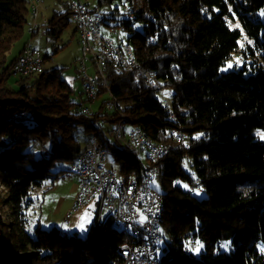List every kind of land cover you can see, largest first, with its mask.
Returning <instances> with one entry per match:
<instances>
[{"label": "trees", "instance_id": "trees-1", "mask_svg": "<svg viewBox=\"0 0 264 264\" xmlns=\"http://www.w3.org/2000/svg\"><path fill=\"white\" fill-rule=\"evenodd\" d=\"M113 1L82 2L98 9L103 22L114 20L108 24L128 31L126 41L139 67L107 62L105 83L129 124L168 147L156 162L164 201L160 230L167 234L160 264H264V250L258 248L264 244V138L256 132H264V0H119L125 18H116ZM28 2L0 0V264H114L121 259L118 246L133 239L108 218L98 223L96 215L81 238L56 226L36 225L30 231L23 217L32 202L30 188L55 174L50 167L56 160H70L81 151L79 129L110 151L120 175L139 179L149 164L110 140L112 126L99 125L102 117L111 125L116 113L102 106L84 113L80 102L70 100L73 90L58 68L9 84L25 46L11 55ZM64 6L47 32L67 25L70 12ZM233 19L254 47L241 51L242 65L221 71L242 37L241 29L230 25ZM143 70L155 72V84L146 83ZM98 88L104 92L101 84ZM167 91L169 105L162 99ZM176 129L185 132V143L174 139ZM36 137L48 144L49 158L35 156ZM185 163L193 172L185 170ZM198 187L205 196L194 194ZM3 207L8 218L1 215ZM197 240L203 243L199 256L188 250Z\"/></svg>", "mask_w": 264, "mask_h": 264}, {"label": "rangeland", "instance_id": "rangeland-1", "mask_svg": "<svg viewBox=\"0 0 264 264\" xmlns=\"http://www.w3.org/2000/svg\"><path fill=\"white\" fill-rule=\"evenodd\" d=\"M27 8L28 13L26 15V22L23 25V32L17 38L13 46L11 47V55H15L19 50L22 49L24 44H30L34 49L38 50L43 57L41 62V71H49L54 68H58L63 76V78L68 82L72 88V93L70 100L74 102H80L85 99V93L82 91L81 82L79 75L81 74L82 67L92 75L96 76L97 73H100L98 65L95 60H93L90 53H85L83 46L80 45V34L77 29L76 23L72 19L71 10L72 2L71 0H40L35 8L36 12L32 10L33 0H28ZM78 2L79 0H74ZM86 0H80L79 2L83 3ZM89 2L91 0H88ZM68 5L70 12V19L68 18L67 25H58L56 28V33L47 32L46 30L51 28V24L48 22L52 19L55 12H61L64 10L65 6ZM93 4L90 2V5ZM36 5V4H34ZM86 5V4H84ZM87 6V5H86ZM94 6V4H93ZM88 7V6H87ZM111 8L117 7L119 13L116 18L126 16L124 10V2L115 0L111 3ZM90 8V7H88ZM102 10L106 9V6L101 7ZM38 11V12H37ZM101 14L100 24L101 30L104 34L108 35L107 37L112 38L116 41V38L113 35L107 33L109 27H114L116 35L126 42L128 31L122 29L118 25L108 24L114 22V20L106 19L103 22V14ZM36 26L35 31H30V26ZM231 26H236L241 29L242 37L239 41V46L236 52H233V56L226 60L225 64L221 66V71H226L235 68L236 66L242 65V58L240 57L242 50H247L249 45L253 46L251 39H249L241 28L237 20L230 21ZM134 27L140 29V24L135 23ZM260 52L255 51V56H258ZM252 58V57H249ZM247 58V60H249ZM254 58V56H253ZM245 60V58H243ZM114 66V65H113ZM101 72H105V66L101 67ZM40 72H36L32 75L28 81L33 80L34 77H37ZM20 77L19 75H12L9 77V84L15 86L14 81ZM100 84L103 87L102 80L100 79ZM166 97H170V91H167ZM107 98L106 92H101L99 96L94 100V102L86 104L90 106L93 111H96L102 102ZM106 129L108 125L104 124ZM79 132V141L83 146L84 142L89 138L90 135L84 134L81 129ZM258 137L263 139L264 132L263 130L257 129ZM110 140L114 141V137L109 136ZM45 146H48L47 143H44ZM32 151L35 156H38L39 145L33 143ZM140 158L143 162H146V154L143 152L140 154ZM69 161L65 159L56 160L55 163L50 167V170L55 174H51L49 177L45 178L41 185L32 186L29 190V198L32 200L23 217L28 219V228L31 229L39 225L42 228H50L51 226H56L59 230L65 234H72L77 232L81 238H85L88 229L91 224L95 222L97 215V205L95 200H92L88 205L71 212V206L73 199L78 190V182L74 174L68 171ZM108 168L115 169L119 172L118 164L108 157ZM184 168L188 172H193L188 163L184 164ZM61 170H64L60 173ZM152 186L160 191L161 186L158 181L157 176L153 177ZM0 191L3 194L4 188L0 186ZM194 194L198 197L205 196V190L203 187H198L193 190ZM106 213L105 210L102 211V216ZM3 218L9 217V212L6 207H3L1 211ZM163 239L160 243V247L164 245L165 240L167 239V234L162 230ZM190 242V240H188ZM228 243V242H227ZM223 243L222 248H227L228 244ZM188 247L189 252L195 256H199L200 251L203 248V243L200 240L192 246ZM258 248L264 250V244L258 243Z\"/></svg>", "mask_w": 264, "mask_h": 264}, {"label": "built area", "instance_id": "built-area-1", "mask_svg": "<svg viewBox=\"0 0 264 264\" xmlns=\"http://www.w3.org/2000/svg\"><path fill=\"white\" fill-rule=\"evenodd\" d=\"M40 0H33L32 10ZM36 4V5H34ZM38 12V11H37ZM98 9H90L84 4L77 3L75 11V19L73 21L77 25L80 34V45L83 46L84 52L94 51V45H104L106 47V63L108 55H115L114 39L107 37L103 32H98L97 42H89L88 30L94 29V18H98L101 14ZM35 29V25L30 26V31ZM108 34L116 37L114 27L108 28ZM39 51L34 49L30 44H25L22 52L15 59L11 73L13 75L27 76L37 72V68H41L38 63ZM124 67L126 69L134 68L128 56L125 58ZM82 82H89V91H84L88 98L93 99L97 92L98 79H93L84 67L81 74ZM146 79V78H145ZM147 81V80H146ZM106 109L110 110L108 100L105 103ZM87 112V106L81 107ZM128 138H133L132 148L139 149L145 147L140 141L139 133L136 128L129 132ZM177 138H180L179 133ZM162 144L158 143V151H151V158L157 159L162 155ZM44 151V150H43ZM105 151L101 149L98 143H87L85 149L80 153V164H71L72 170L76 173L78 182V190L74 197L71 212H74L96 199V188L99 185H106L105 204L102 209H97V217L99 212L103 210H119V217L114 221L113 227L119 226V223H127V225L135 226L137 240L130 243H123L118 249L124 257L121 264H140L144 259V255L139 251L150 252L156 248H160V235L154 226L153 204L155 202V193L151 183V168L139 179L131 175L128 177V187L118 186L114 172L109 171L103 165L105 161ZM115 201H122V208H115Z\"/></svg>", "mask_w": 264, "mask_h": 264}, {"label": "bare ground", "instance_id": "bare-ground-1", "mask_svg": "<svg viewBox=\"0 0 264 264\" xmlns=\"http://www.w3.org/2000/svg\"><path fill=\"white\" fill-rule=\"evenodd\" d=\"M71 2H72V9H73V10H71L72 19H75V11L77 9V3H80V4H83V3L79 2V1L76 2L74 0H71ZM100 19H101V15L98 18H94V29L88 30L89 42H97L98 32H103L101 30ZM107 32H108V30H107ZM114 32L116 33L115 29H114ZM115 38H116V41H114V48H115L116 57H115V55H108V62H110L112 65H114L116 67L126 69L124 67V64H125V58L128 56L131 63L134 65V68L139 67V62L136 58L133 45L128 41L123 42L122 40H120L118 35ZM87 53H90L92 55L93 60H95L96 64L98 65L100 73H97L96 76H93V79H98L97 92H96L95 97L93 99H91V98H88L85 94V99L80 101L79 108L84 113L95 112L90 108L89 105L86 104L85 101L92 103L99 96V93H98L99 88L98 87H99L100 79H101L103 87H104V92L107 93V98L105 100H102V102L100 103L99 106H102V110H104L106 113H116L118 119L115 122H113L111 125H109L108 121L104 117H102L99 120V125L103 126V127H105L104 124H106L108 126H112L111 133L108 136L112 135L114 137V141L118 144L120 149L121 148L122 149L128 148L130 150H133L139 158H140L141 153L144 152L146 154V159H147L146 163H149V164L145 167V169H144V171L140 177H142L145 174V172L151 168V170H152L151 183H152L153 177L157 175L156 162L168 153V147L165 146L160 141H157V140L151 138L150 136H148L147 133L142 128H140L138 126L130 125L128 122V118L125 117V115L123 114L121 109L118 107L119 101L107 88V85L105 83V74H104V72H101V67L102 66L104 67L106 64V57H105L106 56V47L104 45H94V51H87ZM42 59H43V57L39 53V56H38L39 65H41ZM40 71H41V68H37V72H40ZM32 74H35V73H32ZM142 76L144 77L145 81L147 80L146 81L147 84H155L156 83V75H155L154 71L143 70ZM80 82H81V79H80ZM81 88H82L83 92L89 91V82H82ZM162 99H163L164 104L169 105L170 101H169L168 97L163 95ZM107 100H108V104L110 105V110L106 109V107H105V103ZM82 106H87L89 108V110L87 112L83 111L81 108ZM17 118H19V119L25 118V116L22 113H17ZM135 128L137 130V133H139L140 141L143 143V145L145 147H142L139 149L132 148L133 138H128V136H129V132ZM178 133L180 135V138H177ZM173 136H174V139L180 143L186 142L185 132H183L179 129H176L173 132ZM17 137H19V135L13 136V138H17ZM35 141L39 145L38 152H39L40 156H43L45 158H49L50 155L52 154V152L44 145V140L41 137H36ZM87 143H98L100 145L101 149L104 150L106 153L105 161L103 162L104 167L106 169H108L109 171L114 172V178H116L118 186L128 187V178L127 177L120 175L119 172H117L115 169L107 167L108 157L110 156V158L112 159V157H111L112 155H111L110 151L107 148L103 147L102 144L100 143V141L94 136H89V138L84 142V145L82 146L81 151L76 153L75 155H73V157L70 160H68L69 161L68 171H70L76 177V173L72 170L71 164L72 163L73 164H80V153H82L84 151ZM158 143L162 144L163 147H165V148H162V155L160 157H158L157 159L151 158L150 150L151 151H158ZM147 148H149L150 150H148ZM133 176H135V175H133ZM195 182H197L196 179H195ZM0 186H2V185L0 184ZM105 193H106V185L97 186V188H96V196L97 197L95 199L97 209H102L104 207V204H105L104 195H105ZM153 193H155V202L153 204L154 226H155V228H157V231L160 235V242H161L163 239V235L161 234L160 229H161V217H162V213L164 210V201H163V197H162L161 193L158 190H156L154 187H153ZM115 208H122V201H115ZM118 217H119V210H108V211H106L104 216H102V212H99V215L97 217V222L101 223L105 219L108 218L110 220L112 226H113L114 221ZM116 229L128 232L129 235L132 236V239H133L132 241L137 240V233H135V226L127 225V223H119V226H116ZM118 251H119V254L121 256V259L114 264H121L124 261V257L122 255V253L120 252L119 249H118ZM139 252L144 255V259H143V261L140 262V264H160L161 263V258H162L161 257V255H162L161 247L159 249L156 248L150 252H145L142 250Z\"/></svg>", "mask_w": 264, "mask_h": 264}, {"label": "crops", "instance_id": "crops-1", "mask_svg": "<svg viewBox=\"0 0 264 264\" xmlns=\"http://www.w3.org/2000/svg\"><path fill=\"white\" fill-rule=\"evenodd\" d=\"M74 200V199H73Z\"/></svg>", "mask_w": 264, "mask_h": 264}]
</instances>
